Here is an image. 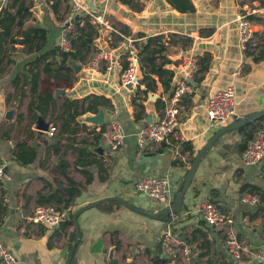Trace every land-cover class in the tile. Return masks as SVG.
I'll return each mask as SVG.
<instances>
[{
	"label": "crops",
	"instance_id": "1",
	"mask_svg": "<svg viewBox=\"0 0 264 264\" xmlns=\"http://www.w3.org/2000/svg\"><path fill=\"white\" fill-rule=\"evenodd\" d=\"M76 1L82 10L74 23L70 51L78 59L68 58L62 64L58 52H51L59 48L68 1L0 0V10L7 8L16 16L11 36L3 38L9 43L14 41L11 45L15 52L10 54L6 49L8 43L0 42V164L5 169L0 186V243L19 264H68L69 257V264H164L160 234L169 225L190 249L185 264H258L252 259H232L223 248L221 232L205 223L200 208L204 200H210L233 220L240 240L254 249L264 246V203L252 191V187L264 191V161L246 166L241 160L254 131L264 128V119L254 122L248 132H228L216 141L198 165L181 207L168 222L149 216L163 205L135 191L134 184L142 178H167L174 199L193 159L215 133L237 118L264 110V4L258 0H190L195 11L182 14L166 0ZM20 2L23 7L18 15ZM253 9L256 14L251 13ZM85 10L103 14L125 37L137 40L140 74L136 86L122 85L127 66L123 60L124 39L113 36L108 40L107 33L92 24ZM241 15L248 16L254 32V40L246 51L238 44L237 18ZM86 22L90 27L77 39V27L84 28ZM33 29L45 31L46 43L39 52L34 49L28 53L25 48L33 42L41 47L39 36L25 43L24 33ZM3 32L0 25V37ZM88 32L92 37H83ZM154 37H162L167 49V64L163 68L173 73L167 90L161 83L165 77L160 80L151 75L144 80L150 64L146 61L148 52H142V48L148 38ZM101 48L111 53L116 64L96 75L85 70L83 64ZM178 48L181 52L176 57L173 53ZM41 55L46 56L37 68L33 67L34 59ZM190 56L197 59V70L188 78L191 92L182 99L184 109L176 133L159 145L139 150L137 132L162 117L172 89L183 80L180 63ZM70 60L81 66L80 70L74 71ZM162 61L158 58L153 65L159 66ZM239 65L243 66V74L235 78L233 72ZM33 73L39 75L38 92H51L55 100L44 119L29 111L30 102L36 99L30 93ZM230 85L236 93L235 116L226 123L210 122L205 114L209 97ZM86 97H103L108 101L107 107L98 108L104 114L103 124L83 122L85 117L96 115L86 112L76 120L79 126L70 124L73 133L62 132V119L66 116L63 103L78 101L81 107ZM39 120L48 127L57 124L54 137L37 130ZM112 122L119 123L126 133L124 145L115 151L107 137ZM102 127L104 133L91 149L93 156L88 158L98 161L99 166L76 168L77 149L85 147L83 143H92ZM23 142L35 151L33 162L27 165L17 161V145ZM66 177L79 185L80 196L65 208L63 203H46L51 195L67 200V194L58 190L67 187ZM247 194L255 196L258 202H242ZM114 198L122 201L120 206H97L78 216L80 240L74 248L75 230L70 214L92 202ZM45 204L64 211L59 226L29 222L34 207ZM110 209L113 211L109 212Z\"/></svg>",
	"mask_w": 264,
	"mask_h": 264
},
{
	"label": "built area",
	"instance_id": "2",
	"mask_svg": "<svg viewBox=\"0 0 264 264\" xmlns=\"http://www.w3.org/2000/svg\"><path fill=\"white\" fill-rule=\"evenodd\" d=\"M68 1L67 15L62 24L60 32L59 48L64 52L71 50V34L74 23L81 9L76 0ZM256 14L257 10H251ZM92 24L101 27L107 33L108 40L113 36H120L124 39L123 60L126 62V69L122 75V85L136 86L139 82L140 55L136 45L137 40L125 37L103 14L92 13L85 10ZM238 44L242 51H246L254 40L252 23L247 15L237 18ZM116 64L110 52L101 48L83 64L87 71L100 75L104 70H111ZM183 70V80L174 86L171 99L163 109L162 117L155 123L141 128L136 135V142L139 150H146L151 145H159L172 137L179 127V118L184 109L181 102L191 92L188 78L197 70V59L186 57L180 63ZM243 74V66L239 65L233 72V77L239 78ZM235 89L228 86L213 93L206 104L205 114L212 123H226L235 116ZM49 137H54L56 128L50 125L47 129ZM107 137L110 141V148L115 151L124 145L126 133L123 127L112 122L108 127ZM241 160L246 166H257L264 161V128H259L252 134L246 143V148L242 153ZM5 178L4 166L0 164V186ZM134 190L143 193L169 208L172 204L170 181L167 178H142L134 184ZM242 202L256 204L257 198L253 195H245ZM201 215L205 223L221 232L223 248L225 252L235 261L252 259L258 264H264V246L254 249L238 238L233 220L220 212L210 200H204L201 208ZM64 219V211L57 206L45 204L37 205L29 216V222L33 225H45L57 227ZM161 255L164 264H185L190 254V249L185 241L173 234L171 227L166 225L160 234ZM0 264H19L14 254L0 243Z\"/></svg>",
	"mask_w": 264,
	"mask_h": 264
},
{
	"label": "trees",
	"instance_id": "3",
	"mask_svg": "<svg viewBox=\"0 0 264 264\" xmlns=\"http://www.w3.org/2000/svg\"><path fill=\"white\" fill-rule=\"evenodd\" d=\"M166 1L171 6V8L178 13L187 14V13H193L195 11L194 6L190 2V0H166ZM14 3H15V1H14ZM22 7H23V2H20L16 14H18V15L20 14ZM15 21H16V16L13 15L12 13H10L7 10V8H2L0 10V25L4 30L2 36L0 37V42H4L3 38H9L11 36V29H12ZM89 27H90L89 23L86 22L84 28L79 29L77 27L76 31L80 35H82L84 33L85 28H89ZM31 34H33V36H30ZM92 35H93L92 33L88 32V33H85L83 35V37L84 36L92 37ZM38 36H39V40L41 41V47H37L36 52H39L40 49L45 46V43H46L45 31L41 30V29H33V30H30V31H27L24 33V40H25L26 44L31 43L32 39H34L35 37H38ZM161 38L162 37L148 38L146 44L142 48V52H148V56L146 58V61L149 62V64H150V69H149L148 73L147 72L144 73V80H149L151 78L150 77L151 75L158 76V78L160 80L163 77H165V80H162L161 83L164 86L165 90H167L170 88L173 73L171 71H168V70L163 68L164 65L167 64V61L165 60V55H164L167 49L165 48V45L162 42ZM79 39H81V38H79ZM13 42L14 41L11 40V43H13ZM73 44H74V42H72V40H71V46L72 47H73ZM150 44L153 45L152 48H150ZM82 46L84 48H86L87 45L85 42H82ZM29 50H30V48H29ZM54 51H57L58 54L62 57V64L65 63L68 58H71L73 60L78 59L76 57L77 55L75 53H72V51L64 52V51L60 50L59 48H57L56 50H53L51 53H54ZM45 56L46 55H41L40 57H36L34 59L33 64H31V65L33 67L37 68L38 62H40L41 59H43ZM158 58L163 59L162 63L159 66L153 65L154 61ZM66 70L68 72L71 71L69 68H67ZM44 71L45 72L48 71V66L44 67ZM38 78H39V75L37 73L32 74V78L30 81V86H31L30 87V93L34 96L36 95V99L35 100L32 99V101L30 102L29 111H31V112L34 111L36 117L38 115H41L42 119H44L48 108L50 106H55V100L53 99L51 92H48V91H45L42 93L38 92ZM15 90L17 92V86H16ZM91 102H92V105H91ZM85 103H87L86 107L84 106ZM107 106H108V101L106 99H104L103 97H86L82 100L81 107L79 106L78 101H73V102L65 101L63 103V108L65 109L64 113L66 114V116L63 117V119H62L63 120L62 125H61L62 132H72L73 133L74 129L71 130L69 128V126H70V124H74V127L79 126L80 124H78L76 122V120L78 119L79 116H81L82 114H85L86 112H92L93 114H97L99 107H107ZM79 108H82L81 112H79ZM261 119H264V117ZM253 126H254V123H252L248 127H243L241 129H239L238 131L248 132V129L253 128ZM101 133H104L103 127L101 128V131L99 134H95L93 136V142L92 143H89V144L83 143V145H85V147L77 149L78 159L75 163L76 168L81 169V168H85L87 166H90L92 164H94V165L97 164L99 166L98 161H96L94 159L88 160V158L93 156L91 149L97 145L99 139L101 138ZM17 147L20 150L18 155H17V161L20 165H27V164H30L31 162H33V160L35 158V151L32 148H29L27 146V143H25V142L19 143L17 145ZM61 164H62V169H65L66 163L63 159L61 160ZM101 167L102 166L100 165V168ZM63 174L65 175V171H63ZM66 179H67V187L66 188L59 187L58 190H63L67 194V200H60V198L57 197L56 195H51L45 201L46 203H49V202H53L56 204H62L63 203L64 208H65L70 202H73L77 197L80 196L79 185L67 177H66ZM87 182H89V179L87 180ZM182 186H183V182L179 186V191L181 190ZM252 191L256 192V195H258L260 202L264 203V191L260 190L258 187H252ZM41 197L42 196L40 195V198ZM121 203H122L121 200L114 198V199H109L107 201V203L100 204L99 207L105 206V205H111V207L114 208L115 205L120 206ZM60 209H62V208H60ZM112 211H113V209L109 210V212H112ZM75 212H72L70 214L69 220H71V218ZM161 219H163L165 222H168L170 220V216L161 217ZM72 239H73V236H72Z\"/></svg>",
	"mask_w": 264,
	"mask_h": 264
},
{
	"label": "water",
	"instance_id": "4",
	"mask_svg": "<svg viewBox=\"0 0 264 264\" xmlns=\"http://www.w3.org/2000/svg\"><path fill=\"white\" fill-rule=\"evenodd\" d=\"M258 1L264 4V0H258ZM180 52H181V49L178 48L176 51H174L173 55L178 57L180 55ZM69 62H70V64H69L70 67L74 71L80 70L81 66L76 65L74 63V61H72V60H70ZM128 88H131V86L129 85ZM103 117H104L103 112L99 111L96 115H94L92 117L91 116L85 117L83 119V122L90 123L93 126H100L103 124ZM263 117H264V110H261V111L255 112V113H251V114H247V115H244L240 118L235 119L233 122L225 125L217 133H215L209 139V141H207V143L200 149V151L198 152L196 157L193 159V161H192V163L188 169L187 175L184 178L183 186H182L181 190L175 194L171 206L169 208H162L157 213H155L153 215H149V216L152 219H157L159 217H168V216L175 214L179 210V208L181 207V205L183 203L184 196L186 195V193H187V191H188V189L192 183V180L195 176L198 165L204 159L207 151H209L213 147V145L216 143V141L220 137H222L225 133L237 131L243 127H248L252 123L257 122L259 119H261ZM37 129L39 131L45 132V131H47L48 126L45 123H43L41 120H39L37 123ZM107 200L108 199H101V200L92 202L88 205L81 207L79 210H77L74 213V215L72 216V223H73L74 230H75L74 243H73L74 248L77 246V244L80 240V233H79V228H78V223H77L78 216L86 210L95 208V207L99 206L100 204L107 202ZM69 262H70V257L68 259V264H69ZM157 262L159 263L160 261H157Z\"/></svg>",
	"mask_w": 264,
	"mask_h": 264
},
{
	"label": "rangeland",
	"instance_id": "5",
	"mask_svg": "<svg viewBox=\"0 0 264 264\" xmlns=\"http://www.w3.org/2000/svg\"><path fill=\"white\" fill-rule=\"evenodd\" d=\"M86 20H87V18H86ZM79 33H78V36H76L77 37V39H79ZM5 43H4V45L5 44H7L8 43V45H6V49L9 51V53L10 54H13V52H15V49H14V47L11 45V42L9 43L8 41H4ZM72 42H74V36L72 37ZM38 45H39V43H31V45H29V46H27L25 49L27 50V52L28 53H30V52H32L34 49V51H36V48L38 47ZM29 48H30V50H29ZM36 55V54H35ZM90 124V123H89ZM92 125V124H91ZM54 126H56L57 127V124H55L54 123ZM59 128V127H58ZM58 128H57V132H58ZM38 130V129H37ZM57 134V133H56Z\"/></svg>",
	"mask_w": 264,
	"mask_h": 264
}]
</instances>
